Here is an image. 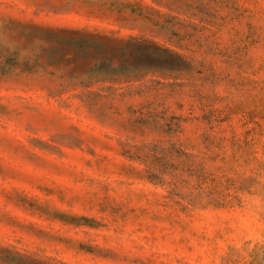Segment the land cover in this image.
<instances>
[{
  "label": "rangeland",
  "instance_id": "rangeland-1",
  "mask_svg": "<svg viewBox=\"0 0 264 264\" xmlns=\"http://www.w3.org/2000/svg\"><path fill=\"white\" fill-rule=\"evenodd\" d=\"M0 264H264V0H0Z\"/></svg>",
  "mask_w": 264,
  "mask_h": 264
},
{
  "label": "trees",
  "instance_id": "trees-1",
  "mask_svg": "<svg viewBox=\"0 0 264 264\" xmlns=\"http://www.w3.org/2000/svg\"><path fill=\"white\" fill-rule=\"evenodd\" d=\"M67 39H68V42H70L69 45L73 47V50H75L76 53L96 54V53L102 52L100 51L101 49H104L105 52L103 50V53L108 54L110 51L114 50L113 48L114 43H112L110 40H107L101 37H94V36L73 37L72 36ZM138 47L145 48L147 46L140 45Z\"/></svg>",
  "mask_w": 264,
  "mask_h": 264
}]
</instances>
